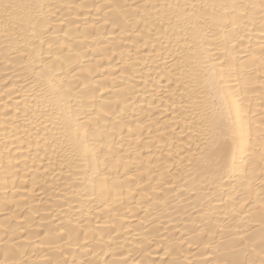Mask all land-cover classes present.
I'll list each match as a JSON object with an SVG mask.
<instances>
[{
    "label": "bare ground",
    "instance_id": "1",
    "mask_svg": "<svg viewBox=\"0 0 264 264\" xmlns=\"http://www.w3.org/2000/svg\"><path fill=\"white\" fill-rule=\"evenodd\" d=\"M0 264H264V0H0Z\"/></svg>",
    "mask_w": 264,
    "mask_h": 264
}]
</instances>
